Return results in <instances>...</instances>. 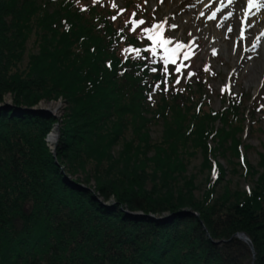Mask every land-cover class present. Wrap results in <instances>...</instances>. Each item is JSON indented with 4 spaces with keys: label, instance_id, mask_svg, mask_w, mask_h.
Instances as JSON below:
<instances>
[{
    "label": "trees",
    "instance_id": "trees-1",
    "mask_svg": "<svg viewBox=\"0 0 264 264\" xmlns=\"http://www.w3.org/2000/svg\"><path fill=\"white\" fill-rule=\"evenodd\" d=\"M142 7L0 0V264H264V153L256 188L225 184L219 198L225 173L213 158L230 152L256 171L240 133L259 122L263 98L222 91L213 109L207 63L193 62L192 78L168 63V32L155 38ZM9 91L14 102L3 104ZM60 95L68 112L56 159L46 138L57 119L32 107ZM196 152L207 170L201 198L197 173L187 174ZM89 162L95 189L67 175Z\"/></svg>",
    "mask_w": 264,
    "mask_h": 264
},
{
    "label": "rangeland",
    "instance_id": "rangeland-1",
    "mask_svg": "<svg viewBox=\"0 0 264 264\" xmlns=\"http://www.w3.org/2000/svg\"><path fill=\"white\" fill-rule=\"evenodd\" d=\"M221 1L223 0H141L143 7L140 11L143 12L140 15L141 17L147 18L151 14L153 21L159 23V26L156 27L154 32L155 38H158L161 34L159 29L165 27L164 29L169 33V38L165 41L166 44L171 46L180 43L186 44L182 56L179 57L183 66L180 65L179 60H176V58L170 60L177 69L183 67L185 70L190 71L193 62H196L198 65L207 63L212 74L210 82L212 88L210 93V106L213 109H219L221 107L220 94L223 90H227V88L234 92L241 91L242 89L248 90L253 95H257L258 98H263L261 100L263 109L262 111L256 112V116L259 117V122L253 124V122L245 121L247 129L245 132L240 133L242 143L247 145V149L244 150L245 161L248 166H253L256 171H253L254 173L252 175L246 174L244 169L236 164L237 158L232 156L230 152H227V155H223V152L215 151L213 158L216 162L222 164L225 173L224 179L216 187L215 197L218 198L222 197L220 195L223 193L222 187L225 184L230 189L228 193H234L239 189H255L258 177L263 171V167L259 165V158L260 154L264 153V50L260 46V41L263 39L264 34H260L258 39L252 37L254 20L251 18H249V25L251 27L246 32L240 31V24H236L231 20L233 12L228 17V9H219L218 4ZM116 3L121 5L122 0H116ZM202 23H212L217 30L223 33L222 39L218 42L214 41L211 35L203 31ZM234 30L239 35L247 34L246 41L240 42L237 40V42H234ZM33 38L34 36L28 44L31 50L36 49ZM241 39L243 40V37ZM15 95V93L10 91L4 93L1 100L3 101L2 103L12 104ZM55 103L60 104L59 113H56L52 107ZM32 109L46 110L51 112L57 119V122L48 133L50 135L55 125H58L60 130L57 131L56 136V155L53 154L57 159V147L61 141V131L64 126V118L68 112V104L64 97L60 95L54 99L41 98ZM161 129V125L151 126V137L153 139L159 137ZM49 135L47 136L49 137ZM47 145L53 153L55 148L49 144V141H47ZM213 145L217 146L215 142ZM119 147V145L114 147L115 152ZM202 159L201 153L196 152L190 158L187 169V174L197 173L196 183L202 185V187L196 189L194 192V197L196 198H201L205 186L207 170L199 171ZM56 161L58 162V160ZM93 166V163L89 162L84 168L78 167L74 173L68 171V174L67 172L66 174L72 180L95 189L96 182L93 176ZM63 168L66 169L65 164ZM233 168L235 169L234 172ZM99 198L101 199V197ZM114 200V197L110 195L105 202L110 203ZM250 264H254L253 260Z\"/></svg>",
    "mask_w": 264,
    "mask_h": 264
},
{
    "label": "bare ground",
    "instance_id": "bare-ground-1",
    "mask_svg": "<svg viewBox=\"0 0 264 264\" xmlns=\"http://www.w3.org/2000/svg\"><path fill=\"white\" fill-rule=\"evenodd\" d=\"M230 10L233 11V17L232 21L236 24H244V27L248 24V16L252 11L254 12V16L252 17L254 20L253 24V35L252 37H255L254 39H258L260 34H264V4L261 3V0H236L234 3H231ZM257 8H261L257 12ZM237 20L239 21L237 23ZM202 29L204 32H207L209 35L213 37L214 41H220L223 37V33L221 31L217 30L215 26L212 23H202ZM243 37V40L241 39ZM248 35H239L236 33V30L233 32V41L237 42L239 40L240 42L246 41ZM260 46L264 50V37L260 41ZM54 108V111L56 113H59L60 104L55 103L52 105ZM57 130L54 129L52 133L48 137L49 144L56 148L57 146Z\"/></svg>",
    "mask_w": 264,
    "mask_h": 264
},
{
    "label": "water",
    "instance_id": "water-1",
    "mask_svg": "<svg viewBox=\"0 0 264 264\" xmlns=\"http://www.w3.org/2000/svg\"><path fill=\"white\" fill-rule=\"evenodd\" d=\"M35 110V109H34ZM40 111H42V110H40ZM43 112H46L47 114H51V112H48V111H46V110H43ZM52 115V114H51ZM54 129H56L57 131H59L60 129H59V127H58V125H55V127L53 128V130ZM51 134V133H50ZM49 135V134H48ZM46 141H48V136H47V138H46ZM56 148L54 149V151H53V154L54 155H56ZM129 215H137V216H139V215H141V213H137V212H127ZM147 217H149L150 219H152V220H154V221H156V220H162L163 218H168V217H170V218H172V215H165V216H155L154 214H148L147 215ZM236 235H237V237H239L240 239H242L248 246H249V248L251 249V251L254 253V249H253V244H252V241H251V239L249 238V236L246 234V233H244V232H238V233H236Z\"/></svg>",
    "mask_w": 264,
    "mask_h": 264
}]
</instances>
